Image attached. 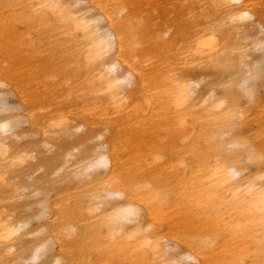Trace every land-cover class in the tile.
<instances>
[{"label":"bare ground","instance_id":"6f19581e","mask_svg":"<svg viewBox=\"0 0 264 264\" xmlns=\"http://www.w3.org/2000/svg\"><path fill=\"white\" fill-rule=\"evenodd\" d=\"M83 1L88 6L79 7L78 4ZM198 3L200 14L207 13L208 17L215 15L212 19L216 25L189 40L181 52L182 57L175 54L176 60L156 66L151 62L153 58L141 48L144 41L136 38L137 32L132 24L135 18L131 11L133 7L126 0H26L19 5L22 13L3 19L1 26L9 29L14 22L22 20H26L32 29L55 23L61 30L59 35L63 45L60 46L72 62L60 66L67 72L62 80L58 72L52 73L51 69H47L35 79L36 89L28 93L15 90L19 102L17 106L5 103L3 89L6 74L13 70L10 66L13 59L7 54L0 62L4 64L0 67V264H24L20 240L32 236L33 231L43 235L40 245L32 250L33 262L46 255L48 258L39 264H75L70 257L65 259L67 250L64 249V242L67 237L75 235L79 224H84L82 238L87 240L86 244L92 240L91 236H101L107 243L102 250L123 259L133 258L136 264H146V259L150 264H238L240 254L249 247L237 245L233 240H246L253 244L257 254L264 247V182L257 187L255 180L240 178L241 172L225 159L215 158L210 164L208 160H203L199 169L201 177L196 186L191 184V179L182 183L189 191L187 198L179 197L176 204H171L173 208L187 207L189 210L186 213L196 211L194 216L206 214L213 218L214 229L225 231L227 239L224 244L232 243L234 246L225 251L229 253L230 260H219L215 254L216 247H213L217 236L202 235L197 232L199 227H195L193 234L184 241L175 237L167 239L159 231L150 230L167 213L170 192L156 187L149 180L134 183L130 178L118 182V144L110 140L102 141L97 152L83 161H73L76 148L66 150L59 166L52 169V177L61 178L66 183L77 179L81 186H87L78 193L62 196L60 201L52 204L55 194L51 186L21 182L22 178H30L42 169L38 165L37 150L15 151L8 143L13 138H27L26 132L21 130L24 125L30 128L29 133L39 129L41 140L51 152L57 147L59 135L70 137L73 134L72 121L79 122L77 131L89 140L90 135L98 131L97 128L114 130L118 129L119 122L124 127L141 117L132 125L142 120L150 122V129L154 130L152 134L159 135L158 139L163 137L160 132L168 130L156 125L161 115L169 118L168 134L172 136L173 127L185 124L189 116L186 109L190 106L206 111V121L212 119L220 123L234 115L224 99L214 97L213 91H209L206 97L199 95L197 89L202 79L178 76L176 61L182 62V67L194 68L228 65L233 59L239 68L245 69V76L238 84L241 93L249 102H256L258 92L253 83L261 77L264 66V16L257 13L256 2L198 0ZM90 9L96 13L91 14ZM103 22L106 26H102ZM247 23L256 29L255 38L250 45L229 49L225 34L238 36L245 30L243 24ZM47 29L45 32H48ZM30 33L27 32V36ZM248 37L242 34L240 39ZM38 39L42 37L39 35ZM21 40L22 35H19L10 41L18 47L15 56L32 59L37 54L36 50L41 52L35 41H29L25 47ZM7 42L9 39L1 31V53L11 52ZM166 44H162L161 48ZM26 51L33 53L26 54ZM252 52H259V57L250 62ZM168 63L169 69L161 71ZM43 82H47L48 89H42ZM62 89L67 91L65 98L60 93ZM62 99L69 100L66 107L62 106ZM21 105L24 107L21 108ZM147 131L151 130L144 132ZM223 135L220 132L219 137ZM103 137L102 134L97 135V139ZM226 146H245L247 160L253 164L261 162L262 156L247 144L229 139ZM151 150V161L155 162L160 153L156 145ZM137 154L135 164L142 158L141 152ZM99 169H103V179H98ZM257 178L264 179V174ZM104 197H118L124 201L105 213L102 211ZM13 199L20 202L32 199L31 202L40 208L36 222L53 211L58 215L52 219L53 227L42 225L37 227L40 228L38 231L28 229L31 220L21 221L12 213L14 209L8 206ZM143 214L145 222H137L135 231H124L125 222L138 221ZM168 240L174 246L167 243ZM92 243L94 245L86 247L85 252L100 253L101 245L97 241ZM181 243L184 247L182 251L170 261L164 258Z\"/></svg>","mask_w":264,"mask_h":264},{"label":"rangeland","instance_id":"374dc122","mask_svg":"<svg viewBox=\"0 0 264 264\" xmlns=\"http://www.w3.org/2000/svg\"><path fill=\"white\" fill-rule=\"evenodd\" d=\"M25 1L0 0V26L5 17H14L22 13L19 5ZM126 1L129 6L133 7L131 11L135 18L132 24L137 32L136 38L144 41L141 48L153 58L151 62H154V66L176 60L175 54L182 57L181 52L185 49L189 40L199 37L203 31L216 25L212 19L215 15L208 17L207 13L200 14L197 8V5H199L198 0ZM254 1L256 2L257 13L264 16V0ZM78 6L83 7L88 6V4L83 1ZM90 11L91 14L96 13L93 9H90ZM216 17L219 16L216 14ZM102 26H106V23L103 22ZM46 27L48 32H45ZM242 28L245 30H242L238 36H234L233 33L225 34L229 49L239 48V45H250V42L255 38L256 29L251 24H243ZM1 31L9 39L7 45L12 50L9 53L0 52V62L7 54L13 59L10 62L13 70L6 74V82L3 88L5 90L6 104L17 106L19 102L15 90L28 93L31 89H36L35 79L47 69H51L52 73L58 72L61 80L65 78L67 72L61 69L60 66H67L69 65L68 62L72 61L60 46L63 45V40L59 35L61 30L55 23H51V26L42 25L32 29L26 20H22L17 23L14 22L10 29L1 26ZM27 32L31 33L27 36ZM242 34H246L249 37L246 40H242L240 39ZM19 35H22V46L27 47L29 41L32 40L35 41V45L38 46L41 52L36 50L37 54L32 59L28 56H15L18 52V47L14 42L10 41H13ZM39 35L42 37L40 40L38 39ZM164 43H167L166 46L161 48ZM71 48L73 51L76 50L72 44ZM25 53L32 54L33 52L26 51ZM258 57L259 52H252L249 60L251 62L257 60ZM176 63H178L176 72L178 76L182 77L184 75L185 78L194 80L202 79L197 89L201 97H206L209 91H213L214 97L224 99L234 115L220 123L213 122L211 121L212 119L206 121L204 118L206 111L190 106L186 109V113L189 112V116H187L185 124L172 128L174 136L168 134L170 129L169 118H163L164 116L161 115L160 117L162 118L156 125L161 128H168V130L160 132V136L163 137L158 139L159 135L155 136V134H152L154 130L150 129V122L142 120L141 123L132 125L134 122L140 121L141 117L135 118L124 127L119 122L118 129L105 130L97 128L98 131L93 132L89 140H87L88 137L86 135L77 131L79 122L72 121V124H74L73 134L70 137L59 135L56 142L57 147L51 152L47 150L46 145L41 140L38 133L39 129H34L32 133H29L30 128L28 125H24L21 130L26 132L25 136L27 138H13L8 143L15 151L32 152L37 150L36 155L39 156L40 162L38 165L42 169L34 172L30 178H22L21 182H39L42 185L51 186L53 188L52 193L55 194L52 198V204L60 201L62 196L78 193L87 186H81L77 179L66 183L61 178L52 177V169L59 166L62 155L66 150L76 148V153L72 158L73 161H83L97 152V147L102 141L110 140L116 145L118 144L117 157L119 159L118 170L120 173L118 182L130 178H132L131 180L134 183L140 180H149L156 187L170 192L168 201L170 207L167 213L163 220L152 226L150 230L159 231L167 239L175 237L184 241L193 234L195 227H199L197 232H201L202 235L213 234V238H215V235L217 236V241L213 246L216 247V258L219 260H226V258L230 260L229 253H225V251L230 250L234 245L232 243L224 244L227 239L225 231L223 229H214L212 226L213 218L206 214L194 216L196 211L186 213V210H189L187 207L173 208L171 204L173 202L176 204L179 197L187 198L189 191L184 189V182L191 179V184L196 186V181H199L201 177L199 169L203 160H208L209 163L215 158L225 159L228 163H233L241 172L240 178L255 180L258 184L257 187L264 182L263 178H257L264 174V66L261 68V77L253 83L258 93L256 102L251 103L243 96L238 86L245 76V69L239 68L233 59L229 60L228 65L212 64L203 66L204 68L201 66L187 68L182 67V62L180 61H176ZM168 65L169 63L165 64L161 71L169 69ZM0 67H4V64L0 63ZM46 83L43 82L41 84L42 89H48ZM60 93L62 98H65L67 91L62 89ZM68 101L62 99V106L66 107L69 103ZM156 111H159V109ZM148 119L150 121V118ZM145 130L151 131L144 132ZM220 132L224 133L221 137H219ZM101 134L104 136L103 139H97V135ZM229 139L247 144L255 149L262 156L261 162L253 164L248 161L245 146L237 148L226 146V142ZM150 141L153 143L150 144ZM155 145L160 154H157V161L152 162L151 148L153 149ZM137 152L142 153V158L138 164H135ZM97 172L98 179H103V169H99ZM31 201L32 199H25L21 202L13 199L8 206L14 209L12 213L21 221L31 220L28 229H36L38 231L42 225L53 227L51 225L52 219L58 217V215L53 214V211H49L48 217L36 222L35 217L39 214L40 208ZM123 201L124 199L118 197H104L102 211L109 213L113 207L123 203ZM140 221L145 222L144 214L141 215L138 221L125 222L123 224L124 231L132 233L136 230L137 222ZM38 226L40 228H37ZM84 230V224H79L75 229V235L67 237L68 239L65 240L64 249L67 250L65 259L70 257L75 264H136L133 258L123 259V257L113 253L108 254V251L102 250V248L107 246V243H105V238L101 236L100 238L91 236L92 240H89L86 244L87 240L82 238ZM34 232L32 236L20 240V244L23 245L24 264H39L48 258L46 255H41L37 261L33 262L31 260L32 250L40 245L43 237L41 233L36 234ZM95 241L101 245L99 248L100 253H86V247H92L94 245L92 242ZM233 242H237V245L249 247L246 252L240 254L237 259L239 260L238 264H264V247L257 254L254 252V245L246 242V240L237 241L235 239ZM167 243L174 246L171 241ZM183 248L182 243L177 244L175 248L173 247L165 254L164 258L170 261L171 257H174ZM146 264H150L147 259ZM188 264L193 263L188 262Z\"/></svg>","mask_w":264,"mask_h":264}]
</instances>
